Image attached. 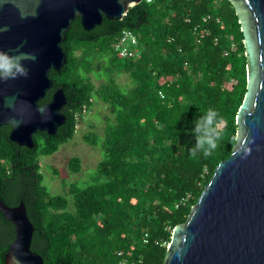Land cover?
Segmentation results:
<instances>
[{"label": "trees", "instance_id": "1", "mask_svg": "<svg viewBox=\"0 0 264 264\" xmlns=\"http://www.w3.org/2000/svg\"><path fill=\"white\" fill-rule=\"evenodd\" d=\"M123 29L137 35V57L113 50ZM65 36L67 61L49 71L53 84L39 101L61 87L65 120L54 134L34 133L30 148L9 139V125L0 126V199L24 202L34 227L31 249L45 264H162L174 225L186 219L235 142L246 90L235 9L229 0H141L90 30L76 17ZM121 73L130 86L117 81ZM94 97L113 114L103 128L95 178L52 194L42 183L39 157L73 137ZM209 106L223 117V135L209 156H194L186 129ZM84 139L97 143L94 136ZM80 162L75 155L68 159L72 171ZM13 237L12 223L0 212V264Z\"/></svg>", "mask_w": 264, "mask_h": 264}, {"label": "water", "instance_id": "2", "mask_svg": "<svg viewBox=\"0 0 264 264\" xmlns=\"http://www.w3.org/2000/svg\"><path fill=\"white\" fill-rule=\"evenodd\" d=\"M139 1L0 0V48L36 53L35 60L24 61L28 76L0 81V126H10L11 141L33 147L34 133L54 134L64 122L66 96L61 87L43 103V112L37 106L52 87L49 71L60 70L67 61L61 42L72 20L78 17L82 28L90 30L103 16L121 18ZM229 1L246 58L235 142L186 219L174 225L162 264H264V0ZM0 212L14 227L3 264H45L31 249L34 227L24 202L8 205L0 199Z\"/></svg>", "mask_w": 264, "mask_h": 264}, {"label": "rangeland", "instance_id": "3", "mask_svg": "<svg viewBox=\"0 0 264 264\" xmlns=\"http://www.w3.org/2000/svg\"><path fill=\"white\" fill-rule=\"evenodd\" d=\"M93 80L97 84L94 77ZM117 81L122 86H130L129 78L125 73L119 74ZM112 119L113 114L108 106L94 97L90 110L85 112L82 120L77 123L73 137L60 144L53 153L39 157L42 183L50 193L62 194L72 182L81 186L93 182L97 162L103 157L100 146L103 128L105 123ZM84 135L97 137V143L89 144L85 141ZM73 155L81 160L78 171H72L68 165V159Z\"/></svg>", "mask_w": 264, "mask_h": 264}, {"label": "clouds", "instance_id": "4", "mask_svg": "<svg viewBox=\"0 0 264 264\" xmlns=\"http://www.w3.org/2000/svg\"><path fill=\"white\" fill-rule=\"evenodd\" d=\"M4 29H7L6 25H4ZM19 48L20 45H17V49ZM35 59L36 53L33 51H9L0 48V81L18 76H28V68L24 61ZM37 107L43 112L46 109V104H38ZM222 119L219 110L214 106H209L204 112L194 117L191 121L192 127L186 129L191 132L195 140L189 149L192 155L200 154L207 157L217 148L223 135V130L220 127ZM8 123L12 124L10 121ZM246 154H248V149L244 148L242 155Z\"/></svg>", "mask_w": 264, "mask_h": 264}, {"label": "built area", "instance_id": "5", "mask_svg": "<svg viewBox=\"0 0 264 264\" xmlns=\"http://www.w3.org/2000/svg\"><path fill=\"white\" fill-rule=\"evenodd\" d=\"M206 19L207 17H203V20ZM204 32V29L200 28L198 30L200 36H202ZM113 50L122 57H137L141 51L137 35L130 29H123L113 43ZM124 262V260H121L122 264H124Z\"/></svg>", "mask_w": 264, "mask_h": 264}]
</instances>
